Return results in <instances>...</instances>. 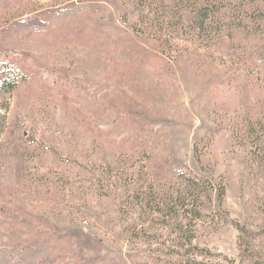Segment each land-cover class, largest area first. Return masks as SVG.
<instances>
[{
  "label": "rangeland",
  "instance_id": "1",
  "mask_svg": "<svg viewBox=\"0 0 264 264\" xmlns=\"http://www.w3.org/2000/svg\"><path fill=\"white\" fill-rule=\"evenodd\" d=\"M212 2L0 0V264H264V0Z\"/></svg>",
  "mask_w": 264,
  "mask_h": 264
},
{
  "label": "trees",
  "instance_id": "2",
  "mask_svg": "<svg viewBox=\"0 0 264 264\" xmlns=\"http://www.w3.org/2000/svg\"><path fill=\"white\" fill-rule=\"evenodd\" d=\"M176 1H183V0H176ZM187 1H188L187 7L189 8L190 16L186 20V22L180 21L178 24H176L175 31L176 32L177 31H181V32L188 31L190 33H195V35L198 37L205 36L207 39H212V40L216 39L215 34L211 35V33H215L212 30V21L215 16V12H216V10L214 9V7H216L214 2H212V0H187ZM156 5L157 4H155L154 7L152 8V10H154L153 11L154 14L162 16L163 13H168L167 10L164 11L165 10L164 4H158L157 6ZM78 10H79L78 6L72 7V8H59L57 10V15L63 16L64 18V17L70 16L73 12L76 14L77 12H79ZM52 18L56 20L57 17L55 15ZM259 19L264 20V14L259 16ZM47 23H49V20L44 22L40 18H37L34 20L33 17L28 18V19L24 18L19 22V24H22L26 28H32V27L40 28L44 26V24H47ZM261 53L264 59V43L261 46ZM10 66L11 64L9 62L0 63V96L5 97L6 94L12 93L18 84L17 74L14 72V70ZM4 97L3 99H5ZM1 116L2 114L0 112V117ZM249 131H250V128H249ZM6 143H8V139L3 141L1 138L0 148L2 147L1 149H3ZM255 148L258 149L259 147L256 146ZM261 152L264 154V146H262ZM19 154H23L22 158H26L24 156L27 154L22 153V151H20ZM186 180L188 184L194 187L193 189H195L196 186L203 187L205 185L203 180L199 179L196 176L194 177L186 176ZM223 190L224 189L221 188L220 191L223 192ZM175 200L179 201L181 204L184 203V201L180 197H177Z\"/></svg>",
  "mask_w": 264,
  "mask_h": 264
}]
</instances>
